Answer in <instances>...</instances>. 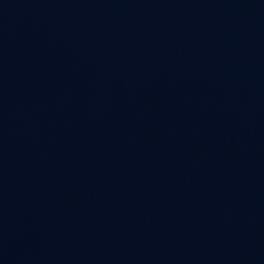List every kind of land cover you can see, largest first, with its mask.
I'll return each instance as SVG.
<instances>
[{
  "label": "water",
  "instance_id": "95a60500",
  "mask_svg": "<svg viewBox=\"0 0 264 264\" xmlns=\"http://www.w3.org/2000/svg\"><path fill=\"white\" fill-rule=\"evenodd\" d=\"M0 264H264V0H0Z\"/></svg>",
  "mask_w": 264,
  "mask_h": 264
}]
</instances>
